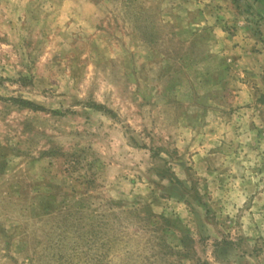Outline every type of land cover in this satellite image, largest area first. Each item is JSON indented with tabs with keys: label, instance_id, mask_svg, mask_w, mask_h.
Returning <instances> with one entry per match:
<instances>
[{
	"label": "rangeland",
	"instance_id": "obj_1",
	"mask_svg": "<svg viewBox=\"0 0 264 264\" xmlns=\"http://www.w3.org/2000/svg\"><path fill=\"white\" fill-rule=\"evenodd\" d=\"M204 261L264 264V0H0V264Z\"/></svg>",
	"mask_w": 264,
	"mask_h": 264
},
{
	"label": "trees",
	"instance_id": "obj_2",
	"mask_svg": "<svg viewBox=\"0 0 264 264\" xmlns=\"http://www.w3.org/2000/svg\"><path fill=\"white\" fill-rule=\"evenodd\" d=\"M18 102L20 103V105L32 108L34 110H39L41 108L39 105H36L35 103H33L31 101L18 100ZM91 107H94V108L99 109V110H106L107 112H111L109 109H106V107H103L102 105L93 104V105H91ZM200 264H209V263L204 261Z\"/></svg>",
	"mask_w": 264,
	"mask_h": 264
}]
</instances>
